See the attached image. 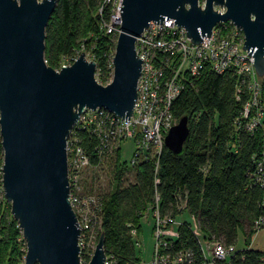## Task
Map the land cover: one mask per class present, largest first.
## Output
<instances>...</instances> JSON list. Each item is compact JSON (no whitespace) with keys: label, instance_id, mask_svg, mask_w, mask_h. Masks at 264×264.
Instances as JSON below:
<instances>
[{"label":"water","instance_id":"obj_1","mask_svg":"<svg viewBox=\"0 0 264 264\" xmlns=\"http://www.w3.org/2000/svg\"><path fill=\"white\" fill-rule=\"evenodd\" d=\"M198 1L122 0L112 78L103 85L84 52L59 70L47 65L45 27L56 0H0L1 190L25 242L24 264H82L66 142L83 108H104L128 122L142 62L135 41L150 22L173 20L198 44L230 21L242 30V48L264 76V0H204L203 8ZM188 135L184 115L169 128L164 146L181 155ZM87 264H106L103 234Z\"/></svg>","mask_w":264,"mask_h":264},{"label":"trees","instance_id":"obj_2","mask_svg":"<svg viewBox=\"0 0 264 264\" xmlns=\"http://www.w3.org/2000/svg\"><path fill=\"white\" fill-rule=\"evenodd\" d=\"M100 1L56 0L45 27L47 65L56 69L60 60L83 49L96 63L98 80L105 83L107 74L112 73L117 35L100 29ZM260 83L264 107V76ZM235 85L234 73L217 74L209 66L196 77L185 75L184 86L171 105L176 121L188 117L189 135L181 155L163 146L158 160L138 157L128 165L120 159V149L109 153L98 135L87 130L75 132L77 144L89 157V166L113 159L115 185L110 192L85 190L81 179L83 192L94 194L99 201L95 241L104 235L106 264H141L135 235L146 210L153 212L156 203L160 218L174 219L186 211L200 232L182 220L174 228L173 238L164 236L166 252L188 250V264H205L202 241L234 246L241 230L248 246L235 250L227 264H264L263 252L249 246L255 219H264V173L258 170L264 155V126L253 132L237 127L247 94L243 91L237 98ZM2 163L0 140V264H20L23 252L19 242L24 240H19L20 229L1 190ZM80 255L87 264V254L83 251Z\"/></svg>","mask_w":264,"mask_h":264},{"label":"built area","instance_id":"obj_3","mask_svg":"<svg viewBox=\"0 0 264 264\" xmlns=\"http://www.w3.org/2000/svg\"><path fill=\"white\" fill-rule=\"evenodd\" d=\"M121 3L122 0L100 1L97 8L98 21L100 29L105 33L118 35L120 32ZM198 3L204 7V0ZM214 9L220 13L225 11L221 6H215ZM243 42L242 30L230 21L218 23L210 36L202 37L198 44L192 43L185 29L174 24L173 20H164L161 24L150 22L136 38L135 51L142 62L136 87L137 97L128 122L104 108H83L66 142L70 189L68 198L80 227V254L84 251L90 259L97 243L94 223L99 201L94 194L82 190L81 179L89 167V157L77 144L75 132L87 130L98 135L102 145L111 154L114 149L121 148L123 140L133 138L136 147L128 165L134 164L138 157L152 156L158 160L164 146V136L176 123L171 105L184 86L185 75L196 77L205 66L217 74L230 71L236 75V97L241 96L243 91L247 94L236 122L237 127L253 132L264 121V108L260 102L261 77L253 67V57L242 48ZM75 59L72 58L73 61ZM95 79L103 84L98 80L96 71ZM258 170L264 173V155L258 162ZM155 200L157 202L158 197ZM153 215L155 243L150 264L190 263L188 250L174 254L165 251L167 241L164 236L168 231L164 230V224H171L174 219L160 218L157 203ZM260 229H264L261 216L254 221L253 234ZM135 245L140 247L136 238ZM201 249L205 264H227L235 252L233 245L225 246L218 241H202Z\"/></svg>","mask_w":264,"mask_h":264},{"label":"rangeland","instance_id":"obj_4","mask_svg":"<svg viewBox=\"0 0 264 264\" xmlns=\"http://www.w3.org/2000/svg\"><path fill=\"white\" fill-rule=\"evenodd\" d=\"M81 52L85 53V57L87 60H92L90 54L88 52H85L83 49H81L79 51H75L73 56H67L62 60H60L56 66V69H60V67L64 65H70L73 62L72 58L73 57L77 58V56ZM106 77L107 79L105 83H103V85L111 81L112 73H108ZM261 125L264 126V121L261 123ZM135 147L136 144L133 138H127L123 140L120 148V159L126 161L127 163H130ZM112 160H106L104 162L97 163L96 165L89 166L85 170L82 176L85 190H93L96 192L99 191L100 193L105 194L113 189L115 185V181H114L115 178L112 172V166H113ZM127 177L130 178V175L127 174ZM7 204L8 207L10 208V204L8 202ZM179 220H187L193 227H195V222L193 218L185 211L184 213L182 212L181 214L177 215L176 218H174V221H172L169 226H167V223H165L164 229L165 227L166 228L168 227L167 229H171L174 226L176 227L177 222ZM153 227H155V217L153 215V212H151V209L149 210L148 208L144 216L141 218L140 232L138 235L136 234L137 236L135 235L136 240H139L140 242V247H138V249L140 250L141 264H150V261L152 259L153 248L155 243ZM133 231H135V229H133ZM20 235L21 236L19 240L23 238L21 230H20ZM247 244L248 242L245 241V236L243 232L241 230H238L237 239L234 244L235 250L246 248L248 246ZM19 245H20V251L23 252V256L20 264H24V256L26 252L25 242L24 241L19 242ZM249 246L261 250L264 254V229H260L257 233L251 235ZM82 264H86V263H82Z\"/></svg>","mask_w":264,"mask_h":264},{"label":"crops","instance_id":"obj_5","mask_svg":"<svg viewBox=\"0 0 264 264\" xmlns=\"http://www.w3.org/2000/svg\"><path fill=\"white\" fill-rule=\"evenodd\" d=\"M184 213V212H183ZM182 220H179L178 222H177V225L181 222ZM174 228H175V226L173 227V228H171V229H168L167 231H168V236H170L171 238H173L175 235H174ZM195 230L197 229V227H196V224H195V227H193ZM195 232H197V234L199 233L200 234V232L198 231V230H196ZM204 242V241H203Z\"/></svg>","mask_w":264,"mask_h":264}]
</instances>
